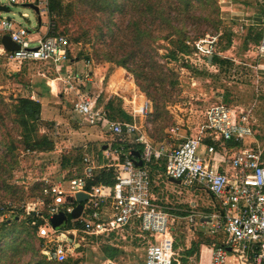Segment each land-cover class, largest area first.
I'll use <instances>...</instances> for the list:
<instances>
[{
	"label": "rangeland",
	"instance_id": "374dc122",
	"mask_svg": "<svg viewBox=\"0 0 264 264\" xmlns=\"http://www.w3.org/2000/svg\"><path fill=\"white\" fill-rule=\"evenodd\" d=\"M7 1L0 0V4H7ZM177 1L179 0H163L166 6L170 2L176 4ZM206 1H209L208 4ZM258 1L193 0L194 7L191 14L197 16V20L192 22L186 19L184 21L182 19L183 14L180 15V20H175L173 24L178 28L185 27L187 35L190 37L186 41L187 44L206 34L221 35L217 50L218 47L227 48V34L232 32L231 39H233L234 46L231 47L232 52L228 55L234 56L238 60H244L246 51L244 48H246L249 37L248 32L252 29L251 32L259 30L257 26H250L251 23L257 21L256 15L252 12L258 10ZM62 2L64 14L59 16L55 14L50 17L46 13V15L41 16V19L49 24L53 23L50 20H54L55 30L68 37L71 42L72 63H78L72 66V70L74 74L81 76L93 96H99L98 102L101 105V78H104V82L106 80L108 82L113 70L122 67L105 59L104 52L108 44L112 42V37L107 35L105 38H101V27L105 25L104 20L114 8L101 13V0H62ZM229 4H234L243 16L232 18L227 8ZM216 8H219V12ZM0 14L3 17H11L19 26L29 30L36 28L40 22V15L33 8L21 4H11L8 12L0 11ZM171 14L172 16L177 15V12L171 11ZM217 14H220L219 18L222 20L220 25H217L214 19ZM129 17L117 14L114 18L116 19L114 20L116 26L114 25L112 28L117 30L120 40H125L128 44L134 45L136 41L132 40V37L135 29H130L131 32L129 33L127 28ZM205 17L208 20H204ZM146 26L152 30V36L157 37L156 40H152L149 36H145L142 40L143 43L140 44H144L150 50L148 51L150 54L146 57L147 60L156 61L165 71L170 70L164 89L166 94L156 90L165 106L159 116L153 118L151 117L153 113H151L148 115V119L144 121L148 133L155 135L152 139L153 142L156 138L172 140L171 142H173V139H170L172 134L169 133L173 125L180 127L179 134L191 132L192 128L194 129L204 122L209 107L217 103L232 105L237 95L244 99L243 103L247 106V110L251 106V108L254 107L255 117L264 118V80H262L263 78H256L257 69L252 66L254 63L246 67L247 74L242 73L241 70L234 72L233 68L224 62L216 67L208 66L206 63H198L197 65L193 61L196 58L193 57L192 52L189 55H184L179 50L176 35L169 39L165 38L167 32L171 31L166 23L160 24L159 18L155 20V23H152L150 19ZM172 51H176L178 59L174 60L170 57L169 54ZM119 53H122V49ZM126 71L127 73L124 72L126 77L128 78L130 75L138 93L143 94L137 99V103H142L146 97L151 103L152 112H154L153 101L137 84L134 74ZM58 76L59 74L52 65L32 62L21 65L10 61L6 56L0 55V174L2 178L9 179L10 184H14L23 190L20 191L21 197L15 196L14 199L5 197L8 193L4 191V185L0 179V205L9 207L12 205L14 208L13 211L7 213L10 218L7 230L9 229L10 233L8 240L3 242L1 246H4L5 243L11 244L13 241L27 240L29 245L32 244L35 247V251L39 255L40 248H43L45 243L44 241L43 244L40 243V235L39 233L34 234L33 225L27 221V213H22L20 210L26 208L28 204H32L31 208L36 204L38 212H45L48 203L44 192L33 195L30 188L42 183V181H68L70 178L85 175L86 168L88 166L93 167L92 164L66 162V159H74L79 153H82L83 157L88 155L98 166L110 163L112 158L107 157L106 159L104 157L106 149L102 148V145L108 146L112 139L111 135L102 132L101 127L88 125L77 116L73 110V101L77 98L75 93L64 91L65 89L61 88L54 97L51 106L42 108L41 118L36 123L38 133L47 134L52 138L55 143L54 149L40 152L33 151L28 146L24 129L14 121L15 117L11 114L12 107L9 104L20 97H30L36 87L35 82L39 83L42 78L59 80L57 79ZM126 77L125 79L128 80ZM171 83L174 85L172 86ZM63 85L66 87L64 83ZM227 92L230 93L229 96ZM262 125V134H264V121ZM32 136L36 138V133L33 132ZM174 145L171 144L170 146ZM11 147L14 149L13 154L16 159L13 168L9 170L7 163L12 162ZM2 165L7 168V171L1 168ZM166 179L168 177L163 178L155 175L153 190L160 199L168 200L170 202L168 205L177 208L180 206V208L187 210L195 203L200 211H206L209 208L211 200L204 190H195L189 186L168 182ZM41 201H44L45 205L40 203ZM15 216L18 219H15ZM208 227L209 225L201 223L199 217L196 223L179 220L171 227V231L173 235H179L181 240L188 236H196L197 239L202 238L203 240L206 237L210 238L208 235L211 233ZM153 235L154 232H149L143 236L153 239ZM77 243L80 244L78 249L73 255H70L66 262L55 264H108L109 258H106L103 248L110 243L118 244L119 251L112 258L117 264H142L147 248L146 240L143 237L124 238L118 236L111 239H101V236L98 238L86 236L84 239L78 237ZM174 246L177 247L176 242ZM27 247L24 245L15 251L2 254L0 264L10 263L13 255H17V264H26L33 256V252ZM205 249V253H203L205 256L201 264H209L208 256H210L211 248L207 246ZM233 263L238 264V255L229 252L226 264Z\"/></svg>",
	"mask_w": 264,
	"mask_h": 264
},
{
	"label": "built area",
	"instance_id": "2783aa9c",
	"mask_svg": "<svg viewBox=\"0 0 264 264\" xmlns=\"http://www.w3.org/2000/svg\"><path fill=\"white\" fill-rule=\"evenodd\" d=\"M49 2L8 0L7 4H0L8 11L11 4H34L40 15L38 26L29 30L19 26L11 17L0 14V39L9 35L19 45V49L9 51L0 41V55L21 65L32 62L54 66L59 74L57 79L66 85L65 91L74 92L77 97L73 101L75 114L88 125L101 127L102 132L111 135L104 152L106 157L112 158L110 163L101 167L86 155L83 162L93 167L88 166L85 175L68 181H42L44 194L51 198L46 206L48 216L41 215L45 222L38 229L40 237L45 240L41 250L43 255L48 260L64 262L76 251L78 237H110L115 234L125 238L127 228H137L140 233L132 235L154 232L155 241H148L144 264H180L171 227L182 219L194 223L200 214L190 211L182 216L155 203L150 164L164 156L166 177L180 180L185 186L201 185L218 200L219 208L211 214L208 230L214 235L223 234L224 242L213 244L211 264H226L229 252L238 255V264H264V150L248 148L236 152L225 160L229 172L220 171L206 157L216 149L215 145H205L206 138L242 140L250 134V129L239 122L246 119L244 115H237L224 103L214 104L208 108L204 122L196 127L193 135L183 138L170 149L155 146L144 124L152 113L150 101L145 97L137 105L136 100H132L131 121L109 118L105 106L98 102L99 96H93L81 76L71 70L73 60L68 37L55 30L54 20L49 24L41 19L49 14ZM0 11L4 10L0 8ZM41 28L46 31L41 32ZM219 37V34H206L188 42L193 46L195 64H208L209 56L218 53ZM257 52L264 56V30ZM127 79L132 81L130 75ZM178 129L174 126L171 132L177 133ZM136 145L141 146L142 166L135 163L138 160L134 155ZM97 168L113 169L115 183L88 187V179ZM79 192L88 197L82 203L80 216L74 218L71 214L78 201L71 202L68 198H75ZM40 203L45 205L44 201ZM31 205L28 204L24 212L38 213L36 204L33 208ZM60 212L67 215L68 221L65 227L54 228L51 217ZM108 264L116 263L109 261Z\"/></svg>",
	"mask_w": 264,
	"mask_h": 264
},
{
	"label": "trees",
	"instance_id": "16d2710c",
	"mask_svg": "<svg viewBox=\"0 0 264 264\" xmlns=\"http://www.w3.org/2000/svg\"><path fill=\"white\" fill-rule=\"evenodd\" d=\"M127 1V2H126ZM209 1H206V4H208ZM206 6V5H205ZM63 2L62 0H50L49 2V14L50 16L53 15H62L64 14V8H63ZM114 8L113 11H110L105 21V25L101 27V38H105L107 35H110L112 37V42L108 44L107 49L104 52L105 59L109 62L115 63L119 66L124 67L129 72L133 73L137 84L142 88L144 92L147 93L148 97L153 101L154 105V112L151 117L156 118V116H159L161 113V110L165 106V103L161 101V97L157 94L156 90L162 91L164 94L166 92L164 91L167 77H169L170 70L165 71L164 68L159 66V64L155 61L152 62L151 60L148 61L146 57L150 54L143 43V39L145 36H149L152 40H156L157 37L152 36V30L148 29L146 24L148 25L149 20L151 19L152 23H155L156 19H160V24L166 23L167 27L170 28L171 31L167 32L165 35L166 39H169L173 36H177V45L179 50L184 54H190L193 53V46L189 43L187 44V40L190 38L187 35V32L185 30V27L178 28L173 24L175 20H180V15H183L182 19L185 21L186 19H189L190 21L194 22L197 20V16L191 14L192 8L194 7L193 0H179L176 4L173 2L166 4L163 2V0H101V13H105L107 9ZM217 12H219V8H216ZM171 11L177 12V15L171 14ZM138 13V14H137ZM125 15V17L130 16L129 24L127 28L129 29V33L131 32L130 29L133 30V37L136 42L134 45L128 44L125 40L119 39V34H117V30H114L112 26H116V23L114 20L116 15ZM137 15V16H136ZM220 14H217L215 16V21L217 25L222 24V20L219 18ZM133 17V18H132ZM149 19V20H148ZM204 20H208L207 17L204 18ZM148 21V23H147ZM219 28V26H217ZM120 31L121 28H119ZM261 34L259 31L256 32V35L254 36L253 40L255 42H258L261 38ZM232 33L228 32V44L232 42L231 40ZM221 36V35H220ZM220 38V37H219ZM220 42V40H219ZM227 44V45H228ZM144 48H146L144 50ZM122 49V53H119V51ZM119 53V54H118ZM122 54V55H121ZM170 57L174 60L178 59L176 51L170 52ZM149 59V58H148ZM224 60H222L217 54L213 55V65H219L222 64ZM196 67V66H194ZM171 82V80H170ZM158 83V84H157ZM172 86L174 83H171ZM160 97V98H159ZM122 98L118 95L113 96L106 104L105 108L107 110L108 117L111 119H118L122 121H131L132 116L126 112L122 107ZM9 106L12 107L11 114L14 115V121L23 127L25 132V140L28 144V146L33 151H52L54 149V141L52 138H50L47 134H40L38 133V130L36 128V123L41 118V110L42 105L41 103L28 98V97H20L18 99H15ZM150 119V118H149ZM153 120V119H152ZM33 132L36 133V138H33L32 134ZM150 137L153 139V134H149ZM163 138H156L154 140L155 142L162 141ZM139 152H141V146L136 145L135 146ZM13 147L10 148V154H11V163H7L8 169L11 170L14 165V160L16 159V156L13 154ZM73 161L74 164H80L83 162V154L79 153L77 154L74 159H66V162L69 163ZM158 161L160 159L155 160L152 164H150L151 170H159L164 172L165 170V160L162 159L161 163L159 164ZM67 163H64V165H67ZM1 168L6 169L4 165L1 166ZM0 179H2L3 185H4V191H6L8 194L5 197H9L10 199H14L15 196L21 197V190L20 187L15 186L14 184H10L7 178H2V175L0 174ZM107 184V185H113L115 183V173L113 169H107V168H97L94 169L92 172V177L88 179V187L91 185L96 184ZM25 192V191H24ZM30 192L32 194L36 193H43V183H38L34 185L32 188H30ZM51 201L50 197H46V202L49 203ZM13 206H2L0 205V257L2 254H6L10 251H15L18 248L25 246H28L27 248L30 249L33 252V256L26 262V264H55V263H64V262H57L54 260H48L45 255L41 253L42 247L40 248V255L35 251V247L27 242V240H22L20 242L13 241L11 244L5 243L4 246H1L3 242L8 240V235L10 233V230H7V226L9 224L10 218L6 215L8 212L13 211ZM22 213L24 212V208L20 210ZM47 217L48 213L47 210L45 212H30V214H27V221L29 224H32L34 234L38 233V229L41 225L44 224V219L41 217ZM15 219H18L17 216H15ZM28 228V227H27ZM98 238V237H96ZM202 240V238H201ZM39 241L41 244H43V241H45L43 238H39ZM204 243L209 244L210 239L208 237L204 238L202 240ZM43 246V245H42ZM78 247L76 248V250ZM104 254L106 258H113L118 253V248L114 247L110 244H106L103 248ZM193 251H190V253ZM17 255H13L11 257V262L8 264H17ZM7 264V263H5Z\"/></svg>",
	"mask_w": 264,
	"mask_h": 264
},
{
	"label": "crops",
	"instance_id": "0c3cea01",
	"mask_svg": "<svg viewBox=\"0 0 264 264\" xmlns=\"http://www.w3.org/2000/svg\"><path fill=\"white\" fill-rule=\"evenodd\" d=\"M258 2H259L258 3V10L256 12H252L254 15H256L257 21H255L254 23H251L252 25H250V26L251 27L257 26L259 30H256V32L259 31L260 33H262L261 34V38H262L263 30H264V26H263L264 1L259 0ZM227 8H228V11L231 14L232 18L242 15L241 12H238L239 10L236 9L234 4H229L227 6ZM40 31L45 32L46 30H45V28H41ZM251 31L248 32V35H249L248 40H247L248 43L246 42V48H244L246 50L244 60H238V58L228 55L230 52H232L231 47L234 46V44L232 42L230 44H228L227 48L218 47L217 55L222 60L225 59L224 64L230 65V67L233 68L232 70L234 72L241 70L242 73L247 74L248 71H247L246 67H248V65H251L252 63H254V65H252V66H255L257 69L256 78H258V79L263 78L262 80H264V56L260 55L257 52V46L259 45L261 38L259 39L258 42H255L253 40V38L256 35V32H251ZM231 37H232V35H231ZM231 40L233 41V39H231ZM212 61H213V59H212ZM76 64H78V63L74 62L73 64H71V67H70L71 70L73 69L72 66L76 65ZM208 66L216 67L217 65H213L212 62L210 63L208 61ZM124 72L127 73L126 69L123 67H118V68L114 69L113 73H111V75L109 76V81L107 82V80H106L107 84H106V82H104V78H101V106H106L107 102L113 96L118 95L123 100V102H122L123 109L132 116V114H131L132 100L133 99L136 100V104L139 105L137 103V99L139 97H141L143 94L138 93V91H137V89H136V87L132 81H128L125 79L126 74H124ZM88 76H90V75H88ZM105 79H106V76H105ZM34 84L36 87L33 90V94L28 98H31V99L41 103L43 109L45 107L47 108V107L51 106L52 101L54 100V97L57 95L60 88L63 90L65 89L62 81L56 80V79H50V78L49 79H43L42 78L39 81V83L35 82ZM227 95L229 96L230 93L227 92ZM23 97H26V96H23ZM235 98L236 99L233 101L232 105H228V104H226V105H228L233 110H235L237 115H239V116H241V114L244 115V117L246 119L240 120L239 122L242 125H245L250 129V134H248L242 140H236V139L219 140V139H214V138H206L205 139V145L210 144V145H215V147H216L215 152L213 154H211L210 156L206 155V157L209 158L210 164L214 165L215 167H217L222 172H229L230 171L229 164L227 162H225V160L227 158H230L231 156H233L236 152L241 151L243 149H248V148H259L261 150H264V140H263L264 134H262V129H261L263 127L262 122L264 121V118L259 119V117L258 118L255 117L254 114L256 112H255V110L253 111L254 107L251 108L252 106L249 107V109L247 110V108H246L247 106L243 103L244 99L240 95L239 96L237 95ZM258 113H261V112H258ZM263 117H264V109H263ZM132 118H133V116H132ZM142 121H144V119ZM174 126L175 125H173V127ZM180 130H181L180 127L177 130V133H173L169 130V133L172 134V138H170V139H173V142H171L172 140L162 139V141H160V142L154 141L153 143L155 144V146H158V147L163 146L165 149H170L172 147V146H170L171 144L176 145V144H178V142L180 140H183V138L189 137L196 132V128H194V129L192 128L191 132H186L185 134H183V133L179 134ZM263 133H264V131H263ZM148 135H149V133H148ZM177 138H179V139H177ZM151 140H152V138H151ZM102 148L105 150L108 147L102 145ZM136 151H138V150H136ZM104 155H105L104 157L107 159L106 153ZM162 159L165 160V162H166V158L163 156L160 159V161H158V163L159 162L161 163ZM107 164L106 163L101 164V167L105 166ZM165 166H166V163H165ZM150 171H151V181H152V190H153V183L155 182L153 180L154 176L158 175V176L163 177V178H165L166 176L164 175L165 170H164V172H162L159 170L153 171L150 169ZM166 180H168V182H173L170 180V178H168ZM173 183H175V182H173ZM176 184H178V183H176ZM190 187L195 188V190H197V189L204 190L208 194V197L210 198L211 202H210L209 208H207L206 211L198 210L197 205L195 203H193L192 206H190V208H188L187 210L180 208V206L177 208L175 206L168 205L170 202L166 199L164 200L163 198L160 199L158 197V195L155 194V191L153 190L154 197L156 198L155 203L164 206V208L166 210L168 209L169 211H171L175 214H178V215H182V216L187 215L190 211H196V212H198V214H200L197 219H199V217H200L201 223L209 225L208 228H210V224H209V222L211 220L210 216L212 213H214L218 210V208H219L218 200L211 193H209L205 188H203L201 185L195 184V185L189 186V188ZM181 221H187V220L182 219ZM194 223H196V221ZM139 233L140 232L137 228H134V229L133 228L132 229L127 228L126 231L124 232V234L126 235L125 238H127V237H132V238L143 237V236H139V235H135V236L132 235V234H139ZM118 236H122V235L113 234L110 237L101 235V239H105V238L111 239V238H115ZM208 236L210 237L209 238L210 239L209 244L204 243L200 238L197 239L196 236H194V237L188 236L186 239L183 240V238H182V240H181L179 238V235H174V239H175V242L177 244L176 251L178 252V260H179L180 264H201L202 259L205 256V255L203 256V253H205V250H206L205 248L207 246L211 248L210 256H208L209 257V264H211L212 251L214 249L213 244H218V243L224 242V235L223 234H220V235L209 234ZM145 240H146V245H148V241H150V242L155 241L154 238L153 239L145 238ZM110 245H112L114 247H118V244L110 243ZM190 251H193V252L190 253ZM145 256H146V250H145L144 259H143L142 264H144V262H145ZM109 261H113L112 258L111 259L109 258L108 263H109Z\"/></svg>",
	"mask_w": 264,
	"mask_h": 264
},
{
	"label": "water",
	"instance_id": "95a60500",
	"mask_svg": "<svg viewBox=\"0 0 264 264\" xmlns=\"http://www.w3.org/2000/svg\"><path fill=\"white\" fill-rule=\"evenodd\" d=\"M24 6H29L31 8H33L37 13H39V9L36 5L34 4H25ZM0 8H2L4 11H8V8L6 6H0ZM0 41L2 42V44L4 45V47L9 50V51H14L16 49H19V45L14 42L11 37L9 35H3L0 39ZM213 59V55L209 56L208 61L211 63ZM134 155L138 158V160H135L136 165L138 166H142L143 165V161L140 158V153L139 151H135ZM171 181L180 184V180H176L173 178H170ZM88 195L84 192H79L77 193L76 197L74 198L73 196H70L68 199L71 202H74L75 200L78 201V204L76 206V208L74 209V211L72 212L71 216L74 218H78L82 212L83 209V202L85 200H87ZM51 223L52 226L54 228H63L65 227L67 221H68V217L64 212H60L58 214H55L53 217H51ZM70 241H72V239H70ZM79 243H76V247H79Z\"/></svg>",
	"mask_w": 264,
	"mask_h": 264
}]
</instances>
